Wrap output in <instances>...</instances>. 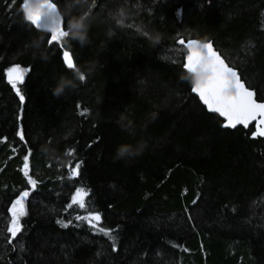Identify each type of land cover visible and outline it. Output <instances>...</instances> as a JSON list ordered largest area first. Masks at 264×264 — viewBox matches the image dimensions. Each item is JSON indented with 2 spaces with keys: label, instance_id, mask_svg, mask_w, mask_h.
Wrapping results in <instances>:
<instances>
[{
  "label": "trees",
  "instance_id": "1",
  "mask_svg": "<svg viewBox=\"0 0 264 264\" xmlns=\"http://www.w3.org/2000/svg\"><path fill=\"white\" fill-rule=\"evenodd\" d=\"M54 2L64 30L89 11ZM22 3L0 0V264H264V137L253 138L255 124L222 127L207 111L181 79L179 43L212 42L264 101V0H95L83 47L49 43L24 21ZM120 7L128 12L122 25L112 18ZM155 31L162 39L153 46L144 33ZM60 45L89 74L57 99L52 88L73 78ZM17 64L29 69L17 85L22 114L6 76ZM21 124L25 141L16 135ZM140 142L142 154L115 158L120 145ZM29 148L35 190L22 171ZM80 161L79 176L68 179ZM81 185L88 210L102 215L93 223L113 230L115 245L75 219L87 212L66 209ZM24 190L27 215L9 244L8 209Z\"/></svg>",
  "mask_w": 264,
  "mask_h": 264
},
{
  "label": "snow or ice",
  "instance_id": "2",
  "mask_svg": "<svg viewBox=\"0 0 264 264\" xmlns=\"http://www.w3.org/2000/svg\"><path fill=\"white\" fill-rule=\"evenodd\" d=\"M15 2V0H13ZM207 3H211V0H206ZM42 28V25H41ZM66 34L64 28L59 26L56 21V27L53 30L49 43L53 41L58 42L61 37ZM146 35V33H144ZM179 43L188 49L185 56L183 67L186 70L195 71L202 63L206 70L211 72V75L206 80L192 87V91L196 93L203 105L206 106L207 110L212 113L219 114V116L226 118V122L222 124V127L235 129L238 125L248 128L249 125L255 121V130L252 133L253 138L257 136L264 137V102H258L256 98V92L250 90L241 79L239 72L235 66H229L222 54L214 48L212 42H206L203 46V50L193 45L198 44V40H189L185 44L184 40H180ZM62 49V58L66 65V68L73 70L76 67L74 59L70 51H64L63 45H60ZM29 69L22 68L19 64L9 67L6 70V76L8 82L15 90L18 98L20 107V113H23V105L25 102V96L22 94V90L18 87V84L24 83V75ZM231 86L236 88L234 94L227 91ZM87 110L82 111L80 114L83 116ZM19 118V117H18ZM16 135L21 141H25L24 131L22 124L18 127ZM5 140L7 138H4ZM26 144V142H25ZM74 150L69 151V155ZM13 152L16 149L13 148ZM31 149H27V154L23 157V175L27 178V184L31 186L32 190H35L37 181L29 176V156ZM82 161L75 164V167H69L68 179L78 177ZM90 190H85L83 185L75 189L74 195L70 197V202L66 205V209H72L73 206H77L79 210L87 212V215H77L75 217L78 221H86L88 227L95 230L98 234L106 236L109 240L113 241L115 245L116 237L113 234V230L107 229L106 226L97 227L95 222L102 221V215L98 210L94 208L90 211L86 207L85 197L89 194ZM30 196L29 190L22 191L18 198L15 199L8 209L9 213V225L6 228L7 233H10L8 243L11 244L12 240L22 231L21 218L27 215L26 210V198ZM195 203V201H193ZM62 227H68L71 221L65 223L61 220L57 221ZM174 247L176 245H173ZM21 250L23 246L21 245ZM115 251V246L113 247ZM187 251V249H183ZM99 255V253H98Z\"/></svg>",
  "mask_w": 264,
  "mask_h": 264
},
{
  "label": "clouds",
  "instance_id": "3",
  "mask_svg": "<svg viewBox=\"0 0 264 264\" xmlns=\"http://www.w3.org/2000/svg\"><path fill=\"white\" fill-rule=\"evenodd\" d=\"M76 5H88L89 11H85L80 15H73L67 21V29L65 30L66 34L61 37L66 41L75 40L82 47L89 43V17L91 8L95 7V0H74ZM20 12L23 13V19L26 23H30L34 25L36 28H41V21L44 18L55 19L58 25H62V17L61 12L59 10L58 5L54 2V0H23L21 7L19 9ZM128 12L124 7H120L115 12L112 13V18L116 21L117 24L122 25L127 19ZM150 41V43L155 46L161 42L162 35L160 32L155 31L153 33H147L146 35ZM43 37L34 38L32 41V46L39 50L42 47ZM206 41H199L198 44L193 45L194 47H198L203 50V46ZM39 58L41 60L47 61L48 56L45 52L40 51ZM89 73L82 68L76 66L73 69V78L68 79L66 77H61L59 81L56 83L55 87L52 88V94L57 99L62 96L66 90L74 89L77 84L76 81L80 83H84L86 77ZM209 73L203 66V63L195 70H187L185 74L181 75L182 80H187L191 83L192 86H196L197 84L203 82L207 79ZM230 91V89H229ZM146 145L143 142L138 143L137 145H120L117 148L115 158L116 159H128L136 155L142 154L143 149ZM42 151L48 153L49 149L47 147H42Z\"/></svg>",
  "mask_w": 264,
  "mask_h": 264
},
{
  "label": "water",
  "instance_id": "4",
  "mask_svg": "<svg viewBox=\"0 0 264 264\" xmlns=\"http://www.w3.org/2000/svg\"><path fill=\"white\" fill-rule=\"evenodd\" d=\"M61 17H62V15H61ZM41 24H42V28H40V29H38V28H36L35 26V28L36 29H38L40 32H43V33H45V34H47V35H49V36H51V34H52V32H53V30L55 29V27H56V21H55V19L53 18V19H50V18H44L42 21H41ZM63 25H64V20H63V17H62V27H63ZM190 40H196V39H190ZM189 41V40H188ZM188 41H186L185 42V44H187V42ZM199 41V40H198ZM52 44V43H51ZM184 47V46H183ZM184 49H185V51H186V54H187V52H188V49L187 48H185L184 47ZM231 67V66H230ZM186 70V69H185ZM187 71V70H186ZM208 73H209V75L208 76H210L211 75V72L210 71H208ZM246 85V84H245ZM229 89H230V91H229ZM251 90V89H250ZM227 91L228 92H230V93H232V94H234L235 92H236V88L234 87V86H231V87H229L228 89H227ZM193 92V91H192ZM193 94H195L197 97H198V95L196 94V93H194L193 92ZM199 98V97H198ZM200 100V99H199ZM201 101V100H200ZM258 102H264V101H259L258 100ZM201 103H202V101H201ZM203 104V103H202ZM205 106V105H204ZM206 107V106H205ZM207 109V108H206ZM208 111V110H207ZM209 112V111H208ZM209 113H212V112H209ZM212 114H215V115H217V116H219V114H216V113H212ZM223 121H224V123L226 122V118H224V117H221V116H219ZM256 122L255 121H253L250 125H249V127H251V126H253L254 124H255ZM238 127H241V125H238L236 128H238ZM248 127V128H249ZM228 129H232V128H228Z\"/></svg>",
  "mask_w": 264,
  "mask_h": 264
},
{
  "label": "rangeland",
  "instance_id": "5",
  "mask_svg": "<svg viewBox=\"0 0 264 264\" xmlns=\"http://www.w3.org/2000/svg\"><path fill=\"white\" fill-rule=\"evenodd\" d=\"M23 217H24V216H23ZM23 217H22V218H23ZM22 218H21V219H22Z\"/></svg>",
  "mask_w": 264,
  "mask_h": 264
}]
</instances>
